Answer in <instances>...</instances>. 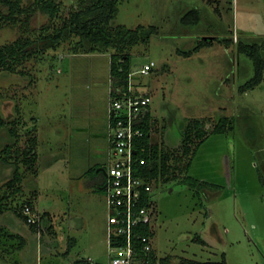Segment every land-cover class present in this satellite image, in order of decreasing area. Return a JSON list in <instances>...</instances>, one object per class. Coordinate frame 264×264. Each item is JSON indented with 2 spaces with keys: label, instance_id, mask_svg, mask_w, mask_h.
Returning <instances> with one entry per match:
<instances>
[{
  "label": "rangeland",
  "instance_id": "obj_1",
  "mask_svg": "<svg viewBox=\"0 0 264 264\" xmlns=\"http://www.w3.org/2000/svg\"><path fill=\"white\" fill-rule=\"evenodd\" d=\"M59 1L61 17L78 6V0ZM190 9L200 11L199 24L182 23ZM61 19L38 9L28 21L22 16L16 23L2 22L0 46L21 36L36 38L46 26L53 31ZM113 24L158 28L147 44L129 50L135 81L152 96L153 141L182 155L189 119H203L209 131L187 174L176 171L172 180L154 183L156 254L169 256L173 264L224 257L228 264H264V75L258 85L241 91L254 68L237 46L239 39L264 44V0H121ZM201 39L213 44L189 56L182 52ZM71 45L62 40L15 71L0 68V115L8 123L0 129L1 148L12 143L22 150L38 135L37 172L19 164L25 189L10 202L21 208L37 194V210L51 214L40 220L43 232L31 230L23 252L28 264H85L89 257L108 264L111 257L107 193L100 187L106 176L98 169L111 164L113 49L75 53ZM149 61L156 63L154 69L137 73ZM224 116L233 119L234 128L213 133ZM14 126L18 138H11ZM185 174L195 184L183 180Z\"/></svg>",
  "mask_w": 264,
  "mask_h": 264
},
{
  "label": "trees",
  "instance_id": "obj_2",
  "mask_svg": "<svg viewBox=\"0 0 264 264\" xmlns=\"http://www.w3.org/2000/svg\"><path fill=\"white\" fill-rule=\"evenodd\" d=\"M121 0H78V6H73L66 17H61L62 3L59 0H34L30 5H23V0H0V24L2 22L16 23L21 20L22 16L29 20L30 14L40 9L46 12L52 20L62 18L61 26L55 27L49 31L50 27L46 26L43 31L36 37L21 36L11 43L0 46V68L7 71H15L17 66L25 60L38 54L45 48L57 46L62 40L70 39L73 52H98L113 49L110 62L111 86L128 87L129 74L132 72L130 49L139 43L147 44L150 35L157 32L158 28L154 25L145 28L139 26L136 29H130L122 24H113L118 13V4ZM5 10L3 11V9ZM202 17L198 9L188 10L182 17L181 21L185 25H197L201 22ZM24 26L26 23L23 24ZM27 29V28H26ZM25 34L29 30L24 31ZM73 36L78 37L74 41ZM221 42L227 45L234 43L233 39L221 38ZM213 42L201 39L195 47L188 51H182L185 55H192L198 52L204 46H210ZM238 51L245 54L253 63L254 76L241 86V91L251 89L258 85L264 75V44L258 42L248 43L241 39L237 41ZM154 69V68H153ZM152 69V70H153ZM16 121L13 122V124ZM155 120L153 114L148 113L145 124L143 125L147 132L151 126H154ZM234 121L229 116L219 119L212 129L213 133H224L234 128ZM7 121L0 115V129L7 125ZM209 131L206 129V122L200 118H191L185 129L182 141V155L175 151L164 150L160 148L159 143L151 140L147 134L139 140V145L145 146V150L138 149V155L146 158V163L139 165L137 174L147 179L169 181L176 177L175 172L186 173L191 166V157L196 153L199 145L207 138ZM11 138H18L16 127L10 128ZM12 143H8L0 150V160L7 164H14L15 171L12 177L4 183L5 192L0 194V213L11 207L10 197L23 193L22 183L25 180V173L20 170L19 164L23 163L26 170L33 174L37 172V162L39 159L37 145L38 135L35 134L28 138L27 145L24 149H13ZM184 156H190L187 163H183ZM101 172V170L99 171ZM183 177L191 183L197 181L189 176ZM195 184V183H194ZM100 187H103L100 185ZM34 197L25 201L24 205L19 208L14 207L15 212L30 226L36 230L39 220L33 223L27 221L28 217L24 213V206L28 204L34 211ZM146 231V228L143 229ZM3 236L8 239L18 238L24 244V238L19 234L4 231ZM1 237V236H0ZM201 237L198 239L200 240ZM160 264H173L169 256L159 257ZM180 264H228L224 257L220 261H200L195 259H185Z\"/></svg>",
  "mask_w": 264,
  "mask_h": 264
},
{
  "label": "built area",
  "instance_id": "obj_3",
  "mask_svg": "<svg viewBox=\"0 0 264 264\" xmlns=\"http://www.w3.org/2000/svg\"><path fill=\"white\" fill-rule=\"evenodd\" d=\"M155 66L154 61H149L137 73L148 74ZM138 78L132 71L127 88L111 86L110 89L111 164L105 168L103 185L109 209L108 264H160L153 245L158 217L152 195L156 181L136 172L139 165L146 163V158L138 155V149L145 150V146L138 144L139 140L148 134L153 141V126L149 132L143 126L148 113H152V96L144 83L135 81ZM24 213L29 223L40 220L28 204ZM85 264L105 263L89 257Z\"/></svg>",
  "mask_w": 264,
  "mask_h": 264
},
{
  "label": "crops",
  "instance_id": "obj_4",
  "mask_svg": "<svg viewBox=\"0 0 264 264\" xmlns=\"http://www.w3.org/2000/svg\"><path fill=\"white\" fill-rule=\"evenodd\" d=\"M111 89V87H110ZM109 89V91H110ZM109 121H110V116H109ZM2 132L0 130V150L2 149V143H3V136ZM110 141V139H109ZM15 171V165L14 164H7L4 163L2 160H0V194H3L5 192V188L3 187L4 183L7 182L13 175ZM27 186V185H26ZM23 190L25 189V180L22 183ZM27 189V188H26ZM37 191V190H36ZM24 192V191H23ZM37 194H35V197L33 198L34 200V212L40 216V220L43 221L46 217H50L49 212H44L41 213L37 210L36 207V201H37ZM14 196L10 197V200L13 199ZM11 203V202H10ZM18 218V219H17ZM23 220L14 210V206L11 204V207L8 210H5L4 212L0 213V262L4 264H28L29 260L27 258L26 253H23L27 245L29 243V237H32L33 235L31 234V230L37 231V233L40 234V230L43 232V226L42 223H38V228L33 229L30 224H28L25 227V225H22L20 222ZM20 229V230H19ZM4 231H7L9 233L13 234H19L21 235L25 242L24 244H20V240L18 238L16 239H8L7 237L3 236ZM42 234V233H41ZM99 262V261H98ZM2 263V264H3Z\"/></svg>",
  "mask_w": 264,
  "mask_h": 264
},
{
  "label": "water",
  "instance_id": "obj_5",
  "mask_svg": "<svg viewBox=\"0 0 264 264\" xmlns=\"http://www.w3.org/2000/svg\"><path fill=\"white\" fill-rule=\"evenodd\" d=\"M100 170L103 171L105 174H107L106 169L104 167H101V168L98 169V171H100ZM104 187L105 186H103L102 188H104Z\"/></svg>",
  "mask_w": 264,
  "mask_h": 264
},
{
  "label": "flooded vegetation",
  "instance_id": "obj_6",
  "mask_svg": "<svg viewBox=\"0 0 264 264\" xmlns=\"http://www.w3.org/2000/svg\"><path fill=\"white\" fill-rule=\"evenodd\" d=\"M104 173V172H103ZM104 175L106 176V174L104 173Z\"/></svg>",
  "mask_w": 264,
  "mask_h": 264
}]
</instances>
